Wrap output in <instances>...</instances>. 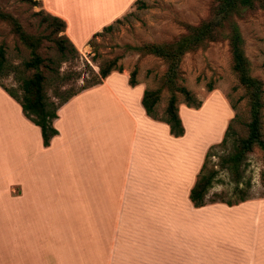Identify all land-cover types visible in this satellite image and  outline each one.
<instances>
[{
	"label": "crops",
	"instance_id": "0c3cea01",
	"mask_svg": "<svg viewBox=\"0 0 264 264\" xmlns=\"http://www.w3.org/2000/svg\"><path fill=\"white\" fill-rule=\"evenodd\" d=\"M128 79L113 72L63 104L48 147L0 86V264H264V200H189L210 143L196 121L206 105L179 106L173 137Z\"/></svg>",
	"mask_w": 264,
	"mask_h": 264
},
{
	"label": "rangeland",
	"instance_id": "374dc122",
	"mask_svg": "<svg viewBox=\"0 0 264 264\" xmlns=\"http://www.w3.org/2000/svg\"><path fill=\"white\" fill-rule=\"evenodd\" d=\"M44 1L54 11L65 16L68 34L79 48L76 47L77 53L66 52L63 58L57 50L53 39L62 37L64 33L50 36L47 28L50 21H41L48 16L43 0H0V9L17 19L26 33L40 36L36 52L45 62L39 70L46 78V95L55 104L67 92L79 90L86 83L91 84L99 64L118 58V64L122 66V72L128 74V78L129 73L136 68L137 84L145 90H161L155 113L162 117L170 96L162 85L168 64L150 51L152 47L146 48L144 45H172L190 36L193 28L208 25L212 30L211 35L183 54L177 80V84L185 87L196 103L206 105L204 112L196 114V121L209 132L210 143L205 152V155L208 152L206 169L214 170L217 174L216 181L205 196V206L226 205L221 201L237 202L241 196H246L247 201L264 200V153L259 148L247 153L238 164L239 181H235V173L222 164L224 159L233 154L236 140L245 137L244 124L248 118L244 90L232 70L227 40L231 23L238 27L243 39L250 75L262 83L261 134L264 140V0H251V5L233 10L227 19H223L219 13L220 0H142L144 4L141 7L134 3L136 0ZM31 2H36V5ZM110 16L118 18L109 23L107 19ZM107 24L112 28L103 31L102 28ZM100 25L99 34L89 39L92 46L88 41L82 48L85 39ZM65 46L68 51V44ZM0 47L5 51L0 85L20 98L22 79L31 77L35 72L24 67V62L31 58V49L17 39L10 25L4 21H0ZM176 95L183 110H201L202 106L197 110L189 108L184 104L183 96L179 93ZM230 104L235 106V110ZM230 121V135L221 146L223 133ZM192 122L189 118V123ZM212 201L216 202L210 203Z\"/></svg>",
	"mask_w": 264,
	"mask_h": 264
},
{
	"label": "trees",
	"instance_id": "16d2710c",
	"mask_svg": "<svg viewBox=\"0 0 264 264\" xmlns=\"http://www.w3.org/2000/svg\"><path fill=\"white\" fill-rule=\"evenodd\" d=\"M31 3L36 5V2ZM134 3H137V5H139L138 7H141L144 4L142 0H136ZM249 5H251V0H220L221 9L219 10V13L223 19H227L230 12L233 10ZM47 14V18H43L41 21H50L47 25V28L50 31V36H55L61 32L64 33L66 28L65 22L56 16H53L49 13ZM0 21L7 22L11 27L12 33L16 35L17 39L26 47L31 49V58L27 62H24V67L26 69L35 70L31 77L22 79L19 86L21 93L20 98H17L14 93L9 91L7 88L3 87L2 85L0 86L20 105L24 116L39 128L43 146L48 147L50 145L51 139L58 134V131L53 126L54 120L58 117V109L80 92L101 84L111 72L121 73L123 68L120 64H118V58L107 60L102 64H99L98 72L94 74L91 84L86 83L79 90L67 92L63 97L60 98V102L55 104L51 102L46 95V78L42 71L39 70L40 65L44 64L45 62V60L36 52L40 45V36L26 33L17 19H15L12 15L3 12L1 9ZM111 28L112 26L108 25L102 29L103 31H108ZM192 31L193 33L190 36L181 38L172 45H166L165 47L144 45L146 48L152 47V50L150 51L167 62L168 67L164 73L162 85L163 87L167 88L170 96L163 110L162 117H158L155 113L156 105L160 99V89L144 90L141 98V105L147 116L167 124L169 127V132L173 137H181L184 135V127L178 113L180 100L178 99L176 93H179L183 96L184 104L189 108L191 107L197 110L202 106L201 102H195L185 87L179 86L177 84L179 77V64L183 54L187 52L188 49H190V47L194 44L197 45L201 43L205 37L207 35H211L212 32L209 26L204 24L197 29L193 28ZM98 34V32L95 33L92 39H94ZM227 40L232 58V70L237 77L239 86L244 90L243 97L246 99L248 118L247 122L244 124V127L246 128L245 137L238 138L236 140L233 154L224 159L222 164L230 171H233L236 175L235 181H239L240 174H238L237 168L244 156L251 152L254 148H259L264 153V140L261 134L263 89L262 83L250 75L249 62L244 54L243 49V39L238 27L234 23H231L228 26ZM53 42L63 58L66 57V52L77 53L75 46L65 35L53 39ZM66 43L69 46L68 51L66 50ZM88 44L92 46L91 40L88 42ZM4 64L5 51L3 47H0V74H2L4 70ZM136 75L137 69L134 68V70L129 73L128 79V84L131 87H134L137 84ZM230 107L232 110H235L234 105L230 104ZM230 130L231 121L227 124V127L223 133V137L220 142L221 146L227 142L228 136L230 135ZM207 155L208 152L205 155V160L189 193V200L195 208H200L207 204L205 196L208 190L212 188L213 183L216 181L215 177L217 172L206 169ZM247 200L248 199L246 196H241L237 202L221 201V203H224L227 206H234ZM215 202L216 201H212L210 203Z\"/></svg>",
	"mask_w": 264,
	"mask_h": 264
}]
</instances>
